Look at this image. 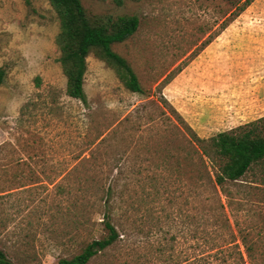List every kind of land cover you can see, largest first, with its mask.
Returning <instances> with one entry per match:
<instances>
[{
	"label": "rangeland",
	"instance_id": "rangeland-1",
	"mask_svg": "<svg viewBox=\"0 0 264 264\" xmlns=\"http://www.w3.org/2000/svg\"><path fill=\"white\" fill-rule=\"evenodd\" d=\"M79 1L88 17L137 18L111 49L142 93L90 54L84 103L68 97L47 0H0V250L56 264L106 219L119 238L87 264H204L189 262L197 247L226 248L230 234L245 264H264V161L214 188L190 141L264 116V0L226 24V0Z\"/></svg>",
	"mask_w": 264,
	"mask_h": 264
},
{
	"label": "trees",
	"instance_id": "trees-1",
	"mask_svg": "<svg viewBox=\"0 0 264 264\" xmlns=\"http://www.w3.org/2000/svg\"><path fill=\"white\" fill-rule=\"evenodd\" d=\"M252 0H226L232 8L226 12L223 23L236 17ZM28 3V0H23ZM58 21V33L54 44L59 55L57 62L65 78V94L84 103L83 75L85 59L92 54L112 69L120 84L130 93H142L136 75L127 62L112 49L113 44H119L128 39L137 28L135 16H118L116 18L88 17L79 0H47ZM5 72L0 67V84ZM190 141L194 144L191 155L197 157L196 177L204 179L206 184L215 188L224 182L239 180L251 164L264 161V116L257 120L237 126L227 131L203 139L192 135ZM103 207L109 201V190H106ZM104 236L92 240L81 251L72 257L60 258L56 264H87L99 252L110 247L118 240L119 234L109 220L102 219ZM198 222L192 229L196 237ZM202 237L201 235L199 236ZM206 238V237H205ZM230 246H216L210 249L196 246L200 253L189 260L204 264H245L243 256L233 235H229ZM203 242H206L204 239ZM243 252L250 262L254 260L255 251L245 236L241 237ZM231 247V248H230ZM259 258L264 261V251ZM0 264H12L0 250ZM191 264V263H189Z\"/></svg>",
	"mask_w": 264,
	"mask_h": 264
}]
</instances>
